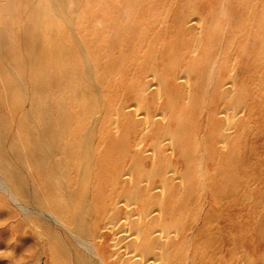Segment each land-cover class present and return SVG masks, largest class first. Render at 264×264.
<instances>
[{
    "label": "bare ground",
    "instance_id": "bare-ground-1",
    "mask_svg": "<svg viewBox=\"0 0 264 264\" xmlns=\"http://www.w3.org/2000/svg\"><path fill=\"white\" fill-rule=\"evenodd\" d=\"M137 2L139 3V0ZM237 2L239 1L237 0ZM38 4L40 5L37 8L38 18L35 22L36 26L33 31L34 39L31 40V46L27 54L17 60L18 63L15 64V62H8L5 54L0 51V194L5 197L8 205L17 212L24 227L29 228L40 241L39 246L32 241L23 244L24 252L27 255L25 264H33L31 263L32 258L38 250H41L43 254L45 253L48 256L45 264H195L193 262L194 260L190 258L189 253L192 248L191 237L186 233L187 230L185 233L182 231L184 224L181 226V217H183V212L181 213V211H183V209L180 211L183 206L182 202L188 200L186 204L189 203V199H185L184 201L183 199L185 198L189 184L188 181L192 174L189 170L187 172V169L185 171L183 169V172L167 170L168 167L170 168L168 165H172L170 162L175 153L178 154V158L180 157L182 160L184 159L187 161L189 160L187 159V154L189 156V153L192 154V152H189L188 146H185L188 143L187 140H182V142H186H184L185 147H182V142L177 138L180 133H178V131L183 129L181 128L182 126L180 125V129L178 127L177 131L176 128L179 124L177 123L175 126L176 130L172 131V129H170V121L172 119L170 120L168 115H171L170 97L172 91L167 88L168 82L166 78L158 72V69L156 70V68L153 69V67H151L148 74H143L142 84H139L138 80L135 85L133 84L134 86H131L133 105L126 108L122 105L107 106L105 101L106 98L102 96L104 89L102 90L100 86L101 83L98 84V76L96 77L93 64L89 60L90 58L85 45L78 34V30L85 25H83L84 22L80 16V0H38ZM99 4L100 3H98L97 6ZM167 4H169V2ZM141 6H143V4H141ZM116 7L118 6H114V8ZM241 7L243 8L242 5ZM107 8L108 7H106V9ZM124 9H129V6ZM234 9H236V7ZM107 10L106 12H109L110 9ZM191 11L193 10H190V12ZM128 12L127 15L125 14L126 16H128ZM164 14L165 13H163L162 17ZM91 15H93V13ZM220 17L222 18V16ZM124 18L127 17L124 16ZM239 19H241V17H239ZM239 19H237V22ZM123 20L125 23V19ZM244 20L252 19L247 18ZM244 20H240L241 23H243ZM248 24L251 23L249 22ZM132 25L135 28L137 26L136 24V26L134 24ZM159 25H161V22ZM202 25L203 21L196 17L191 20V27L189 26V29L194 30L196 34H200ZM128 29L131 31L130 29H132V27ZM240 29L243 28L240 27ZM236 31H238V29ZM232 33L234 35V32ZM242 33L243 32H241V34ZM188 34H190V32ZM222 34L224 35L225 33ZM115 36H117V33ZM0 37H2L1 33ZM128 37H130L129 34ZM143 38H145V35ZM123 43H121V45H123ZM138 43L137 45L141 44ZM146 45L147 44H145V46ZM165 46L166 45H163V47ZM132 50H134V47ZM168 51L169 50H167V52ZM194 51L196 50L193 47L191 52L194 54ZM226 54H228V52H226ZM120 55L121 54L118 56ZM156 56H154V58ZM121 58V56L120 59L117 57L118 62ZM72 60L76 63H73L75 64L74 67L72 64V67L70 65V61ZM209 60H211V58ZM121 62H123V60L120 61V63ZM214 62L217 63L216 60ZM110 63L112 64L111 61ZM120 63H118V67ZM120 65H122V63ZM214 66L215 65H212V67ZM206 67L208 66L206 65ZM187 69V71L190 70V68ZM211 70L212 69H210V71ZM222 71L220 69V72ZM108 72H106V74ZM235 72L233 73L231 68V71L228 73V81L218 89L219 99L224 105L220 110L214 112L215 117L218 116L221 121L220 123H222L220 126L221 136L218 143L222 148H224L226 144L228 134L235 129L238 116L242 114L244 110V101H242L240 91L236 90L233 82V74H235ZM213 73L215 72H212V76L214 75ZM174 74H176V72H174ZM246 76H248V74ZM105 77H107V75H105ZM183 78L185 80L184 83H186L185 90L187 95L182 101V105L185 108L189 104L190 97L188 98V96H190V91L188 90H190V84L188 74ZM219 78L220 76L218 79ZM214 79L215 78H213V80ZM177 80L180 81V79ZM112 81H114V79ZM215 82H217V80ZM215 84L218 86L217 83ZM237 85L236 83V86ZM215 88L216 87H213V89ZM206 92L207 89L205 93ZM242 92H244V90ZM199 98L201 99V94ZM200 99L199 101L202 104L204 98L202 97V99ZM201 106L203 107L206 105ZM204 108L200 109L206 110V107ZM138 112L141 113H139L141 117L137 119L136 116ZM176 119H174L175 122ZM178 120L179 119H177V122L180 121ZM123 123H127V129L130 128L133 133L132 137H128L127 140L125 139V132L127 130H123ZM215 127L216 126H214V128ZM181 134L183 135V133ZM201 155L202 153L200 156ZM118 156L119 158H117ZM113 157L116 158L115 161L117 160V162H115V164H117L113 167L114 170H112V166H109L111 158ZM199 159H202V157ZM197 161L199 162L200 160L197 159ZM246 161L248 160L246 159ZM179 162L178 166L181 167ZM206 162L207 161H205V163ZM145 164L147 167H145ZM194 164L195 163H193V166ZM250 165L248 164V166ZM188 166L190 167V165L186 167L188 168ZM202 166L199 165L195 170L192 168L194 170L192 173L196 179L198 174L199 181L205 186L204 184L208 179L206 180L207 177L204 175L205 173L199 172L204 170H201ZM111 172L112 174H110ZM25 174L33 175L34 181L31 182L32 184L27 183L24 178ZM217 178H219V176ZM199 183L198 186H200ZM227 185L228 184H226V186ZM191 186H194L196 190L197 186H195V184L193 185L192 183ZM243 189L244 188H242V191ZM30 192H32V196ZM187 193L188 195L190 194V192ZM245 195L244 199L246 196L248 197V193L246 196ZM232 199L234 198L232 197ZM250 201H252L251 197ZM250 203L251 202H249V205ZM225 206L228 205L226 204ZM197 207L199 206L197 205ZM257 212H259V209ZM195 221H197V219ZM187 224H189V222ZM185 227H183V229ZM193 231H190V233ZM198 235H200V233ZM196 237L197 236H195V238ZM200 242H202V240H200ZM241 245L243 246L244 244L242 243ZM202 248L200 249L202 250ZM236 249L237 252L238 248ZM237 253L236 261L238 264H254V262L248 258L249 255L247 257L246 252L239 250ZM203 254L204 253L201 255L200 253L201 256H203ZM229 254H231V252ZM262 261L261 264H263Z\"/></svg>",
    "mask_w": 264,
    "mask_h": 264
},
{
    "label": "rangeland",
    "instance_id": "rangeland-1",
    "mask_svg": "<svg viewBox=\"0 0 264 264\" xmlns=\"http://www.w3.org/2000/svg\"><path fill=\"white\" fill-rule=\"evenodd\" d=\"M137 1L138 0H80V16L83 19V25H85L83 26V28L78 30V34L85 45L88 56L90 58L89 60L93 64V67L96 72V77L98 76V84L101 83L100 86L102 90L104 89L102 96L103 98H106V100H104L106 101L107 106L122 105L124 108L129 107L133 105L131 86L133 84L135 85L138 80L139 84H142L143 74H148L150 72L151 67H153V69L156 68V70L158 69V72L162 76H164V78H166L168 82L167 88L172 91V99L170 97L171 115H168L169 119H172L170 121V129H172V131L177 129L178 131V127L180 129V127L182 126L181 128L183 129L180 130L183 131H178V133H180L178 134L179 136L177 138H179V141L181 142L182 140H187L188 145L186 144L185 146H188L187 148L189 152H192V154L189 153L190 157L187 154V159H189L190 161H186L184 159L182 160V158L180 157L178 158V154L175 153L170 162L174 166L169 164L168 166H170L171 169L169 167L167 169L169 171L175 170L177 172H183V169L184 171L187 169V172L189 170V172L191 171L192 174L190 175L186 195L183 199V201L185 199H189V203L186 204L188 200H185L184 202H182L183 206L180 209V211L183 209V211H181V213L183 212V217L186 216L185 218L181 217V226L182 224H184L183 227L186 226L184 229L182 227V231L185 233L187 230L186 233L189 234L191 237L192 248L189 251L190 258L194 260L193 262L195 264H211L213 262V264H228V262L229 264H238L236 261L238 254L237 252L241 250L246 252L247 257L249 255L248 258L252 260L254 264H261V261H264V0H238L239 2H237V0H227V2L226 0H139V3ZM115 2L118 5H116ZM168 2L169 4H167ZM240 2L243 3L241 4ZM98 3L100 4L97 6ZM141 4H143V6H141ZM239 4H241L243 8ZM39 5L40 4H38V0H0V33L2 36L0 37V51L5 54L6 60L8 62H15V64H17V60L21 59L27 54V51L31 46V40L34 39L33 31L36 26L35 22L38 18L37 8L39 7ZM123 5H125L126 7L129 6V9H124L126 7ZM237 5L239 9L237 8ZM114 6H118L116 7L117 9L114 8ZM234 6L236 7V9H234ZM106 7H108L107 9H110L109 12H106L108 11ZM180 9H182L183 11ZM190 10H193L194 12H190ZM127 12L128 16H126ZM161 12L165 13L163 16L164 18L162 17L163 13ZM92 13L93 15H91ZM251 15L254 17H252ZM124 16L128 19L124 18ZM220 16H222V18ZM196 17L200 18L203 21L200 34H196L194 33V30L189 29L191 27V20L195 19ZM239 17H241V19H239ZM247 18L252 20L245 21L244 19ZM123 19H125L126 24L124 23ZM237 19H239L238 22ZM220 20L222 23L220 22ZM223 20L225 21V23ZM240 20H244L243 23H241ZM248 21L251 24H248ZM160 22L161 25H159ZM132 24H136L138 27L135 25V28ZM131 27L132 29H130L131 31H129L128 28ZM240 27L243 29H240ZM185 28H188L189 30H186ZM237 29L238 31H236ZM188 31L190 32V34H188ZM232 32H234V35ZM241 32H243L244 34H241ZM116 33L117 36H115ZM222 33L225 34L223 35ZM128 34L130 37H128ZM143 34L145 35V38H143ZM233 38L237 39L234 40ZM121 43H123V45H121ZM137 43H141L142 45H137ZM126 44H128L129 46ZM145 44L147 45L145 46ZM163 45L166 46L163 47ZM133 47L135 51L132 50ZM193 47L196 50L194 51V54L191 52ZM225 48L227 49V51ZM121 49L125 50H123L122 52ZM167 50L169 51L167 52ZM225 51L228 52V54H226ZM157 52L159 55L157 54ZM118 53L121 54L120 56L122 57L119 62L118 59H120V56H118ZM126 56L131 57L127 58ZM154 56L156 57L154 58ZM108 58H111L112 60ZM210 58L213 61L209 60ZM151 59L153 60V62ZM122 60V65H120V61ZM215 60L217 61V63L214 62ZM219 60L221 61V63ZM110 61L112 62V64L110 63ZM117 62L120 63L119 67ZM73 63H75L73 62V60L70 61V65L72 64L74 67L76 63ZM167 64L170 66H168ZM210 64L215 66L212 67V65ZM96 65L99 67H97ZM206 65L208 67H206ZM104 67L107 71L104 69ZM107 67L109 68V72ZM187 68H190L189 71L191 73L187 71ZM209 68L212 69V72H215L213 74L216 77L214 75V77L212 76V72ZM231 68L233 73L236 70L235 74H233V82L236 90L240 91L242 101H244V110L242 114L238 116L235 129H233L228 134L226 144L224 148H222L221 145L218 144L221 136L220 126L222 123H220L221 121L218 116L215 117L214 112L220 110L224 105V103L219 99L218 89L221 88L222 85L228 81V73L231 71ZM115 69L117 70V73ZM195 69L197 72L195 71ZM206 69H209L208 72ZM220 69L221 71L224 69L225 70L220 72ZM173 71L176 72V74H174ZM106 72L110 74H106ZM187 74L190 84V90H188L190 91V96H188V98H190L188 106L184 108L182 105V101L185 97H187V95L185 90L186 83H184L185 80L183 77L187 76ZM217 74L220 76L221 79H218L219 76ZM247 74L248 76H246ZM105 75H107V77H105ZM259 76L260 80H262L263 82L259 80ZM99 78L101 79V82ZM213 78L215 79L213 80ZM113 79L114 81H112ZM177 79H180V81ZM216 80L217 82H215ZM215 83H217L218 86H216ZM236 83L238 84L237 86ZM213 87L216 88L213 89ZM206 89L207 92L209 91L210 93L206 92V94ZM243 90L244 92H242ZM199 91L202 92L200 93ZM200 94L201 99L202 97L204 98V102L202 101V104L199 101ZM128 100L132 101L129 102ZM200 104L206 106L202 107ZM204 107H206V110H202ZM139 113L140 112H138L136 116L137 119L141 117V113ZM176 118L180 121L178 120L179 122H177ZM174 119H176V122L174 121ZM177 123L179 124L175 129ZM214 126L216 127L214 128ZM123 130H127V134L125 132L126 140L128 137H132L133 133L130 128L127 129V123H123ZM181 133H183V135ZM180 136L182 139L180 138ZM184 142H182V147H185ZM202 146L204 147V150ZM201 153L202 155L200 156ZM198 157H202V159H199ZM117 158H119V156ZM115 159L116 158L113 157L110 161L109 166H112V170H114L113 167L117 164H115V162H117V160L115 161ZM197 159L200 161L198 162ZM246 159L248 161H246ZM184 161H186L187 163ZM205 161L207 162L205 163ZM178 162L181 167L178 166ZM193 163H195L194 166L196 165L195 168H198L199 165H203L201 167V170L204 169L205 171L203 170L199 172L203 174L205 173L204 175L207 177L206 180L208 179V181H206V183L204 184L205 186H203V184L199 181L198 174L197 179L193 176L192 172H194L195 170ZM245 163L247 166L245 165ZM185 164L186 166L190 165V167L188 166L189 169L185 166ZM248 164L252 165L248 166ZM145 167H147V165ZM112 172L110 174H112ZM207 172L208 174H210L208 175ZM218 176L219 178H217ZM24 178L29 184L34 181V177L32 174H25ZM235 182L237 183V185ZM192 183L193 185L195 184V186L198 187H196V190L194 189V186H191ZM198 183L200 186H198ZM226 184L228 185L226 186ZM208 187H210L211 189ZM205 188L207 189V191ZM242 188H244L243 191ZM187 192H190V194L188 195ZM196 193L198 194V196ZM247 193L248 197L251 194L250 197L252 201H250V197L248 198L246 196ZM30 194L32 196V192H30ZM244 195L247 198L245 197L244 199ZM232 197L234 199H232ZM249 202H251L250 205ZM226 204L229 206V208L228 206H225ZM197 205L199 207H197ZM220 207L223 208V211ZM257 207L259 209V212H257ZM185 208L188 210H186ZM196 219L197 221H195ZM188 222L189 224H187ZM191 227L192 229L190 230ZM190 231L193 232L190 233ZM207 232L210 234H208ZM199 233L200 235H198ZM195 236H197V239L195 238ZM200 240H202V242H200ZM28 241H32L37 246H39L40 244L39 239L34 235V233H32L31 230H29V228L24 227V224L21 222L17 212L8 205L5 197L0 194V264H25V258L27 255L24 252L23 244ZM242 243L244 244L243 246L241 245ZM200 248H202V250ZM236 248H238L237 252ZM227 251L229 253L231 252V254H229ZM200 253L201 255L202 253H204L205 255L203 254V256L205 257L201 256ZM47 258L48 256L45 253L43 254L41 250H38L34 254L31 263L45 264ZM205 258H207L208 261ZM263 261L262 263L264 264Z\"/></svg>",
    "mask_w": 264,
    "mask_h": 264
}]
</instances>
